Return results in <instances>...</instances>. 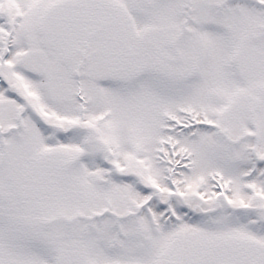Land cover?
<instances>
[{
	"label": "snow or ice",
	"instance_id": "snow-or-ice-1",
	"mask_svg": "<svg viewBox=\"0 0 264 264\" xmlns=\"http://www.w3.org/2000/svg\"><path fill=\"white\" fill-rule=\"evenodd\" d=\"M0 264H264V0H0Z\"/></svg>",
	"mask_w": 264,
	"mask_h": 264
}]
</instances>
